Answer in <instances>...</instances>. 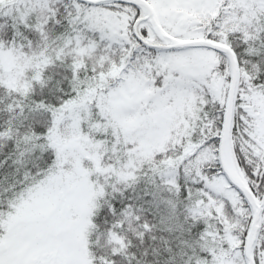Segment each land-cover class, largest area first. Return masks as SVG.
Here are the masks:
<instances>
[{"label":"snow or ice","instance_id":"1","mask_svg":"<svg viewBox=\"0 0 264 264\" xmlns=\"http://www.w3.org/2000/svg\"><path fill=\"white\" fill-rule=\"evenodd\" d=\"M0 264H264V0H0Z\"/></svg>","mask_w":264,"mask_h":264}]
</instances>
